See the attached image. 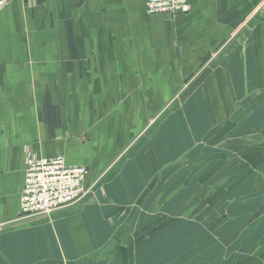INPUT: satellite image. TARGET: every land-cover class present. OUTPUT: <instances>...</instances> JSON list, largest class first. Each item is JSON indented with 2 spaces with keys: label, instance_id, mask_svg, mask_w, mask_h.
<instances>
[{
  "label": "crops",
  "instance_id": "obj_1",
  "mask_svg": "<svg viewBox=\"0 0 264 264\" xmlns=\"http://www.w3.org/2000/svg\"><path fill=\"white\" fill-rule=\"evenodd\" d=\"M189 5L174 17L147 14L144 0H13L0 10V264H143L164 251L177 262L188 243L169 233H196V219L164 227V216L212 178L219 149L208 146L234 156L226 177L264 166V0ZM25 148L84 166L87 196L20 218ZM218 185L203 194L220 199L229 190ZM211 202L207 227L253 209Z\"/></svg>",
  "mask_w": 264,
  "mask_h": 264
},
{
  "label": "rangeland",
  "instance_id": "obj_2",
  "mask_svg": "<svg viewBox=\"0 0 264 264\" xmlns=\"http://www.w3.org/2000/svg\"><path fill=\"white\" fill-rule=\"evenodd\" d=\"M260 127H263V125H261ZM250 133L257 134L254 132H250ZM258 133L259 135H261L259 143L262 142L263 147H264V128H262ZM258 139L259 138H257V142H258ZM248 142H251L252 145L254 144L250 140ZM216 144L217 142H215V144L213 145L208 146L209 148H211V151L213 150V153L215 151H218L216 149H219V152L215 154L219 156L214 157V159L211 161V168L209 171L212 173V178L210 179L211 181L210 180L206 181L205 185H203L202 187H199L195 192H192L189 195L179 196V197L187 196V199L183 200V202H186L185 208L189 211V210L195 209L197 206L203 207L205 201L206 202L212 201L211 203H214L217 200L218 194H212L211 197H210V194L205 196V194H203L204 189L209 187L208 185L211 183L213 184L219 183L218 187H222V186L231 187L230 185H228L229 182L226 185L225 183H226V180H229L231 176H234L235 185H232L233 188L229 189L228 193L225 196H222L217 201L218 204L221 205L222 203L224 204L231 203V204H236V206L249 205L245 209H248V208L249 209L253 208V209L248 212H244L243 215L245 218L241 221L223 220V222H221L219 220V222L216 223L214 226L209 227L210 228L209 234L211 235V238H210V242L207 241V245H206V248L210 247L209 251H204L200 247L201 246L200 242H197V241L188 242V240L189 239L191 240V238L196 240V238L193 237L194 235H202V232L204 231L203 229L207 227L203 224L204 221H201L200 223H195L196 225L194 226V228H190L192 230L195 229L196 233L195 232L188 233L189 228H187L186 226H183V227L177 226V229L171 230V233H169V236L172 239L178 240L179 243H183V242L188 243L186 245V248L184 247L180 249L177 255V259L180 262L179 264H182V263L183 264H203L204 261L207 262L206 264H264V214L259 215V218L253 219L252 221H250V219L259 212L260 207L263 206L264 204V179H263L264 166L262 168H259L256 173H250V175H247L249 171L252 172L251 171L252 169L250 170L248 164H243L242 167L239 166V169L236 172L226 177L225 174L223 173V171H225L224 169H229L231 166H234L235 165L234 163L236 162V160L233 155L227 157L226 160H224V158L227 155L224 154L222 151H225V149H221V147L216 146ZM189 154L195 157L194 151L190 152ZM198 157L199 156H196V158ZM201 158H202V155H201ZM222 160H224L221 163L223 171L218 173V168H216V166ZM260 165H264V161L261 162L258 165V167H260ZM242 173H243V178L240 176ZM214 175L216 177H214ZM216 178L217 180H215ZM248 182H251V185L242 194H239L240 190L243 189V186H245ZM224 204H222V206ZM182 205L183 204L179 205V209L181 208ZM214 206H216V204ZM250 206H253V207H250ZM202 209H205V211H201V213L197 215L196 219L203 218L204 215L208 216L210 208L203 207ZM225 209L226 208H224V210ZM212 213L215 214L216 212L213 210ZM220 214L221 213H218L215 218H217L218 215ZM164 217H165L164 222L167 224V226L173 224V221L166 222L167 218L169 217V214L167 216L165 215ZM183 218L187 219V216H185V214L183 216L182 214L179 220H182ZM240 222H242V225H238ZM175 224L174 226L176 227ZM235 232L239 235L237 237L232 238V235ZM166 234H168V232ZM240 239L241 241L239 242ZM228 240H231L232 242L230 245L227 244ZM172 242L169 243V248L175 247V250H179L180 245L178 246V244H172ZM166 244H168V242H166ZM198 252H200L201 255L196 256ZM164 254L165 256L162 262L160 261L157 262L156 258H153V259L151 258L150 260H148L146 263H143V264H161V263L162 264H177L176 261L172 262L171 260L166 258L165 251H164ZM199 257L200 259L204 257L206 258L212 257V258L200 260ZM229 258H231L232 261L228 263Z\"/></svg>",
  "mask_w": 264,
  "mask_h": 264
},
{
  "label": "built area",
  "instance_id": "obj_3",
  "mask_svg": "<svg viewBox=\"0 0 264 264\" xmlns=\"http://www.w3.org/2000/svg\"><path fill=\"white\" fill-rule=\"evenodd\" d=\"M13 0H0V10ZM149 15L177 16L190 10L189 0H144ZM25 176L20 195L19 216L22 219L48 216L72 206L89 193L85 187L87 169L69 166L62 155L40 158L30 149H24Z\"/></svg>",
  "mask_w": 264,
  "mask_h": 264
},
{
  "label": "flooded vegetation",
  "instance_id": "obj_4",
  "mask_svg": "<svg viewBox=\"0 0 264 264\" xmlns=\"http://www.w3.org/2000/svg\"><path fill=\"white\" fill-rule=\"evenodd\" d=\"M233 125V124H232ZM225 187L223 186V189H224ZM231 188H233V186H231V187H227V189L226 190H229V189H231ZM226 194H224V196H225ZM264 205V204H263ZM200 208H202V207H196L195 209H193V210H187L186 208H185V204L184 205H182L181 206V208L179 209V206H178V208L176 209V211L175 212H172V213H168L169 214V217L167 218V219H169V218H171V217H174V220L176 219V221H179V218L182 216V214H183V216H184V214H185V216H187V219H196V217H197V215H199V210H200ZM226 210V209H225ZM224 210V211H225ZM211 210H209V212H210ZM262 214H264V213H262ZM261 214V215H262ZM217 216V213H215V215L213 216L214 218ZM205 215H204V217L203 218H199V219H196L194 222H196V223H200L201 221H204L205 220ZM165 218V217H164ZM257 218H259V212L255 215V216H253L251 219H250V221H252L253 219H257ZM166 222H169V221H166ZM219 222V221H218ZM217 222V223H218ZM167 226V224L166 223H164V227H166ZM206 226V225H205ZM210 224L208 225V227H205L203 230V232H204V234L203 235H201L199 238H200V247L204 250V251H209L210 250V247H208V248H206V245H207V241L208 242H210V238H211V236H210V234H209V230H210ZM207 228V229H206ZM175 229H177V228H175ZM207 233H208V235H207ZM239 234H237L236 232L232 235V238L233 237H237ZM241 241V239L239 240V242ZM232 242H231V240H228L227 241V244H231ZM199 255H201V253L200 252H198L197 253V255L196 256H199ZM212 257H204V258H202V259H200V257H199V259L200 260H205V259H211ZM233 258H234V256H233ZM232 261V259L231 258H229V261H228V263L229 262H231ZM177 264H179V261H177L176 262ZM207 262L206 261H204L203 262V264H206ZM237 263V262H236Z\"/></svg>",
  "mask_w": 264,
  "mask_h": 264
},
{
  "label": "trees",
  "instance_id": "obj_5",
  "mask_svg": "<svg viewBox=\"0 0 264 264\" xmlns=\"http://www.w3.org/2000/svg\"><path fill=\"white\" fill-rule=\"evenodd\" d=\"M231 125L228 121L226 122V125ZM250 149V148H249ZM233 150V152L234 153H237L238 155H243L245 158H247V155L246 154H239V152H235V150L234 149H232ZM238 151H240V149L238 148ZM222 156V155H221ZM228 156V155H227ZM226 156V157H227ZM226 157H225V159L224 160H226ZM214 158H212V160H213ZM224 160H222L221 162H219L218 164H217V166H216V168H218V173H220L221 171H223V168H222V166H221V163L224 161ZM225 170V169H224ZM249 174V173H248ZM217 175V174H216ZM214 177H216L215 175H214ZM213 177V178H214ZM245 177H246V175H245ZM211 181V180H210ZM229 182V183H228ZM228 183V185H230V186H232V185H235V179H234V176H231L230 178H229V180H226V183H225V185ZM223 187V186H222ZM224 194H225V192H224ZM219 199H217L214 203H212L213 205L218 201ZM262 213H264V205L263 206H261L260 207V209H259V215H261ZM259 258V257H258Z\"/></svg>",
  "mask_w": 264,
  "mask_h": 264
}]
</instances>
